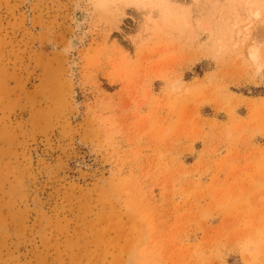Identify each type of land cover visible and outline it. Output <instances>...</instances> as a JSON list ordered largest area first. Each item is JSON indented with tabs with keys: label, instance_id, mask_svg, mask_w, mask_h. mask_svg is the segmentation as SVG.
I'll return each instance as SVG.
<instances>
[{
	"label": "rangeland",
	"instance_id": "rangeland-1",
	"mask_svg": "<svg viewBox=\"0 0 264 264\" xmlns=\"http://www.w3.org/2000/svg\"><path fill=\"white\" fill-rule=\"evenodd\" d=\"M0 264H264V0H0Z\"/></svg>",
	"mask_w": 264,
	"mask_h": 264
},
{
	"label": "bare ground",
	"instance_id": "bare-ground-1",
	"mask_svg": "<svg viewBox=\"0 0 264 264\" xmlns=\"http://www.w3.org/2000/svg\"><path fill=\"white\" fill-rule=\"evenodd\" d=\"M250 56H251L252 58H255V54H254L253 51L250 52Z\"/></svg>",
	"mask_w": 264,
	"mask_h": 264
}]
</instances>
